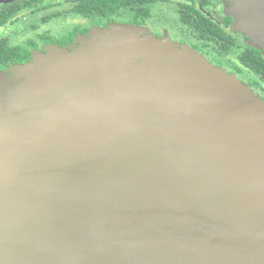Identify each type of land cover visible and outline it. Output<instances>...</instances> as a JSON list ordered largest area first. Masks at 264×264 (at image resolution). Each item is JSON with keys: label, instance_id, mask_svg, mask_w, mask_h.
<instances>
[{"label": "water", "instance_id": "water-1", "mask_svg": "<svg viewBox=\"0 0 264 264\" xmlns=\"http://www.w3.org/2000/svg\"><path fill=\"white\" fill-rule=\"evenodd\" d=\"M228 1L264 39V0ZM78 38L7 71L0 264H264V101L140 27Z\"/></svg>", "mask_w": 264, "mask_h": 264}, {"label": "flooded vegetation", "instance_id": "flooded-vegetation-1", "mask_svg": "<svg viewBox=\"0 0 264 264\" xmlns=\"http://www.w3.org/2000/svg\"><path fill=\"white\" fill-rule=\"evenodd\" d=\"M38 1L44 4V6L49 5L50 7L36 13H31L29 7L30 2H32L31 0H17L0 6V13L6 11L8 8H19L16 21L12 24H6L0 29V40H7L10 47L18 46L21 48L26 47L28 43L32 42L36 47H29L28 45L30 60L34 53L43 52L51 41L56 42L58 46L62 45L64 48H67L73 45L79 36H85L95 28L104 29L111 25H128V15L122 9L112 16H101L98 12H94L87 17H83L73 12V9L78 5V1ZM65 3L71 6L68 10L50 11L54 8H60ZM229 5L231 3L228 0H160L150 7V18L139 25L132 26L147 29L156 38L160 39L168 36L172 41L187 45L215 67H220L225 69L229 74L235 75L264 101V83L258 79L255 73L247 70L243 65L244 58L249 60L257 55L259 58L264 59V39L259 38L255 34L250 37L232 30L234 21L226 12V8ZM159 6L173 8L172 11L177 17L176 27L165 25L164 19L160 21L154 19L155 13H153V9ZM48 11L50 13L47 14L46 12ZM39 14H44L40 17V24L42 25H48L52 19H66L69 15L78 18L80 23L69 28L64 34L59 36L53 34L49 29L37 33L33 37L27 36L20 43H12L11 38L2 36V32L7 28L14 27L21 17L25 19V17ZM153 21L154 25H151ZM197 24L208 25L213 32L206 33L205 30L207 28L197 26ZM214 31L218 34H215ZM70 33L74 34L71 41H69ZM201 33L206 34L203 35ZM219 43L228 45L229 48L227 50L229 52L227 53L221 47L219 49Z\"/></svg>", "mask_w": 264, "mask_h": 264}, {"label": "trees", "instance_id": "trees-1", "mask_svg": "<svg viewBox=\"0 0 264 264\" xmlns=\"http://www.w3.org/2000/svg\"><path fill=\"white\" fill-rule=\"evenodd\" d=\"M30 2V11L31 13H36L46 8L50 7L49 5L44 6L38 0H31ZM78 1V5L73 9L74 14H79L83 17H87L94 12H98L101 16H112L119 10H124L128 15V25H139L141 22L146 21L150 18V7L160 0H73ZM19 8H8L6 11L0 13V29L3 28L6 24H12L16 21L17 12ZM197 26H202L207 28L206 33L213 32L210 26L197 24ZM210 31H209V30ZM206 33H201L205 35ZM215 34H218L214 31ZM73 33L69 34V41L73 37ZM50 41V40H48ZM29 47H36L32 42L28 43ZM26 47H10L7 40H0V70L7 69L10 65H23L30 61V51ZM48 46H56L58 48H64V46H58L56 42L51 41ZM219 49L224 48L227 53L229 47L225 43L218 44ZM244 67L255 73L258 79L264 83V59L259 58L257 55L254 58L243 60Z\"/></svg>", "mask_w": 264, "mask_h": 264}, {"label": "rangeland", "instance_id": "rangeland-1", "mask_svg": "<svg viewBox=\"0 0 264 264\" xmlns=\"http://www.w3.org/2000/svg\"><path fill=\"white\" fill-rule=\"evenodd\" d=\"M15 1H17V0H0V6H2L5 3H12V2H15ZM70 7H71L70 5L65 3L60 8H56V9L54 8L53 10H50V11H60V10H63V9L68 10ZM172 9L173 8L162 7V6L161 7L159 6L156 9L154 8L153 9V13H155L154 14L155 18L154 19H156L158 21H160L161 19H164L165 25H168V26H171V27H176L177 26V17L174 15ZM46 13L48 14L50 12L48 11ZM42 15H44V14H42ZM42 15L41 14L32 15V16H29V17H25V19L23 17H21L19 22L14 27L7 28L5 31H3L2 32V36L11 38L12 43H20L27 36L33 37L37 33H41V32H44L46 30H49V29L53 32V34H55L56 36H59L61 34H64L69 28H71V27H73V26H75V25L80 23L78 18L69 15L66 19H59V20L52 19L50 21L51 24L49 23L48 25H42V24H40V17ZM233 21H234V19H233ZM233 23H235V21ZM151 25H154V21H153V23H151ZM111 26H108V27H106L104 29H100V30H107V29L110 30ZM116 26H121V25H116ZM96 29H99V28H95L93 30H96ZM142 29L146 32V34H150L147 31V29H144V28H142ZM235 29L236 28H232V30H235ZM93 30H91V32ZM237 30L238 29H236V31ZM238 32H240V31L238 30ZM240 33L242 34V32H240ZM243 34L246 35L245 33H243ZM150 35H152V34H150ZM246 36H250L251 37L250 33L247 34ZM164 38H169V37L165 36ZM164 38H160V39H164ZM76 40H77V43L75 41V43L73 45H71V46L78 45L79 38H77ZM172 42L175 43V44H179L178 42H175V41H172ZM180 45L187 46L185 44H180ZM71 46H69V47H67L65 49H71ZM46 48L44 49L43 53L45 52ZM9 67L7 69H5L4 71H0V72H3L6 75L3 78L2 82H1V85H0V107L3 108L4 110H7L8 108L9 109H13L14 107H16L19 104V102L21 101L22 98L16 92H18V87L20 85H23L24 82H25V80H23L21 78L22 75L16 74V73H13V72L12 73L11 72H7ZM241 83H243V82H241ZM253 93L256 96L260 97L254 91H253Z\"/></svg>", "mask_w": 264, "mask_h": 264}]
</instances>
